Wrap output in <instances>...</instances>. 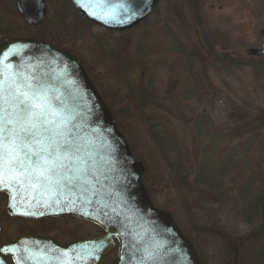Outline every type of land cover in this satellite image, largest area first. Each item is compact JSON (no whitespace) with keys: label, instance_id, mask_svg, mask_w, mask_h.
<instances>
[{"label":"rangeland","instance_id":"rangeland-1","mask_svg":"<svg viewBox=\"0 0 264 264\" xmlns=\"http://www.w3.org/2000/svg\"><path fill=\"white\" fill-rule=\"evenodd\" d=\"M45 1V21L31 27L16 0H0V47L20 37L74 53L145 165L155 206L173 216L202 262L264 264V57L247 55L262 45L264 0H198L202 22L192 0H161L148 20L124 33L85 22L70 0ZM140 101L151 107L143 110ZM203 116L210 126H197ZM149 124L168 129L187 180L172 173ZM205 154L233 163L223 195L197 181ZM0 224L4 238L28 226L8 214L3 196Z\"/></svg>","mask_w":264,"mask_h":264},{"label":"water","instance_id":"water-1","mask_svg":"<svg viewBox=\"0 0 264 264\" xmlns=\"http://www.w3.org/2000/svg\"><path fill=\"white\" fill-rule=\"evenodd\" d=\"M71 2L86 21L128 32L160 0ZM17 8L32 27L47 17L45 0H17ZM259 38L261 48L248 49L249 57H264V28ZM145 172L76 56L36 39L1 45L0 195L8 197V213L37 220L71 216L106 232L67 248L24 236L2 245V256L12 255L16 264H99L117 239L119 264H201L172 215L154 205ZM30 245L33 256L26 254ZM0 264H7L1 256Z\"/></svg>","mask_w":264,"mask_h":264},{"label":"flooded vegetation","instance_id":"flooded-vegetation-1","mask_svg":"<svg viewBox=\"0 0 264 264\" xmlns=\"http://www.w3.org/2000/svg\"><path fill=\"white\" fill-rule=\"evenodd\" d=\"M31 39V38H30ZM40 40V39H38ZM43 41V40H42ZM47 42V41H45ZM54 46L60 49L67 50L56 43H52ZM74 54V53H73ZM6 201V211L8 198L2 195ZM0 196V197H2ZM11 216V215H10ZM12 217V216H11ZM14 219H22L26 221L27 227L17 228L8 235V238H4L3 227L0 234V249L1 246L6 243H16L19 239L24 236L38 237L42 239H49L61 247L67 248L77 243L84 241H91L97 237L104 236L106 232L95 224L84 221L71 216L48 218V219H26L19 217H12ZM1 225V224H0ZM26 254L33 256V246H29ZM7 264H16L12 255L4 257ZM99 264H119V242L115 241V248L111 253L101 259ZM204 264V263H202Z\"/></svg>","mask_w":264,"mask_h":264},{"label":"trees","instance_id":"trees-1","mask_svg":"<svg viewBox=\"0 0 264 264\" xmlns=\"http://www.w3.org/2000/svg\"><path fill=\"white\" fill-rule=\"evenodd\" d=\"M192 4L194 7L196 19L199 22L200 21L202 22L203 20H202V15H201V9L199 8L198 0H192ZM137 93L141 94V92L139 91H137ZM151 102L140 101L141 103L140 107L143 110H146L151 107ZM148 119H150V117H148ZM196 122H197V126H199L198 124H200V126L202 125V128L210 126V122L208 123V121H206V118L204 116L202 119L197 120ZM149 128H150L151 133H153L155 142L157 143L162 154L164 155L165 160L169 164V167L172 173L182 180L184 179L187 180L188 176H190V171L184 164L181 155H178V154L174 155L175 153L172 154L170 152V149L171 148L173 149L175 147L173 146L174 138L171 137L168 129L165 128L164 130L159 132L157 128L153 126L152 124H149ZM214 133L218 136V138L220 137L218 131H215ZM232 164L231 163L227 164V161L226 163L221 164L218 159H214L210 157L208 154L207 155L205 154L204 156H202L198 164V172H196L197 181H200L201 184L208 186L212 192L218 193L219 195H223L227 191H229V189L225 187V185L223 184H224L225 178L227 177V173L230 169V166ZM196 170H197V167H196ZM257 216H258V213L254 211L253 213L251 212L250 215L247 216V218L251 220V219L257 218Z\"/></svg>","mask_w":264,"mask_h":264}]
</instances>
